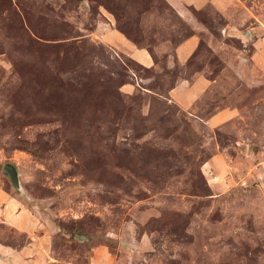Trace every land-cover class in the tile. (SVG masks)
I'll return each mask as SVG.
<instances>
[{
    "label": "rangeland",
    "instance_id": "1",
    "mask_svg": "<svg viewBox=\"0 0 264 264\" xmlns=\"http://www.w3.org/2000/svg\"><path fill=\"white\" fill-rule=\"evenodd\" d=\"M0 264H264V0H0Z\"/></svg>",
    "mask_w": 264,
    "mask_h": 264
},
{
    "label": "water",
    "instance_id": "2",
    "mask_svg": "<svg viewBox=\"0 0 264 264\" xmlns=\"http://www.w3.org/2000/svg\"><path fill=\"white\" fill-rule=\"evenodd\" d=\"M5 171L10 175L12 180L18 184V173L16 168L13 165H7Z\"/></svg>",
    "mask_w": 264,
    "mask_h": 264
},
{
    "label": "crops",
    "instance_id": "3",
    "mask_svg": "<svg viewBox=\"0 0 264 264\" xmlns=\"http://www.w3.org/2000/svg\"><path fill=\"white\" fill-rule=\"evenodd\" d=\"M143 58H144V60H146V59H147V57H145V56H144ZM145 58H146V59H145ZM147 60H148V59H147Z\"/></svg>",
    "mask_w": 264,
    "mask_h": 264
}]
</instances>
